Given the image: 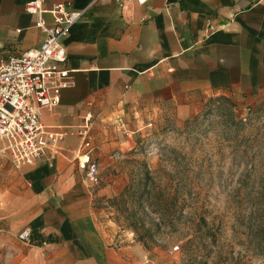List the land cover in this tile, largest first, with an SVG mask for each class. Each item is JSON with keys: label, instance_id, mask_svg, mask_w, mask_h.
<instances>
[{"label": "crops", "instance_id": "obj_1", "mask_svg": "<svg viewBox=\"0 0 264 264\" xmlns=\"http://www.w3.org/2000/svg\"><path fill=\"white\" fill-rule=\"evenodd\" d=\"M32 1L0 0V62L44 39L25 10ZM66 1L83 12L58 41L70 86L39 116L64 139L51 165L16 169L0 157V264H152L150 253L117 237L102 218L97 201L117 197L127 177L115 152L121 143L98 140L99 123L134 106L170 110L184 122L214 96L264 98V0ZM44 20L51 25L49 14ZM89 114L90 158L100 166L95 187L77 161L79 127ZM25 230L29 238L20 241Z\"/></svg>", "mask_w": 264, "mask_h": 264}, {"label": "rangeland", "instance_id": "obj_2", "mask_svg": "<svg viewBox=\"0 0 264 264\" xmlns=\"http://www.w3.org/2000/svg\"><path fill=\"white\" fill-rule=\"evenodd\" d=\"M99 124L98 140L121 143L126 185L145 166L162 191L153 210L136 212L151 229L144 244L125 214L97 201L117 237L142 246L152 264H264V98L214 96L184 122L134 106Z\"/></svg>", "mask_w": 264, "mask_h": 264}, {"label": "built area", "instance_id": "obj_3", "mask_svg": "<svg viewBox=\"0 0 264 264\" xmlns=\"http://www.w3.org/2000/svg\"><path fill=\"white\" fill-rule=\"evenodd\" d=\"M104 1L94 0L93 3ZM125 6L138 5L148 0H114ZM43 0H33L26 5V12L36 16V27L44 33L41 44L0 62V153L6 155L14 168L33 165L43 161L51 165L59 153L64 134L43 126L39 120L42 110H51L59 103V93L70 86L67 70L61 67L66 54L59 45V38L69 34L72 26L83 12L72 10L70 1H61L50 9L42 6ZM49 14L51 25L44 15ZM93 124V115L83 118L78 136L81 140L77 155L85 179L95 187L100 182V166L91 160L93 151L88 136ZM29 231L21 232L17 238L27 241ZM174 251L178 247L173 248Z\"/></svg>", "mask_w": 264, "mask_h": 264}, {"label": "trees", "instance_id": "obj_4", "mask_svg": "<svg viewBox=\"0 0 264 264\" xmlns=\"http://www.w3.org/2000/svg\"><path fill=\"white\" fill-rule=\"evenodd\" d=\"M149 170L143 166L138 174V177L133 184H128L124 187L123 191L113 199L108 200L110 204L115 205L118 211L125 214L127 226L136 236L138 241L143 244L144 239L151 238V229L145 228L144 223L139 217L137 218V211L144 208L147 204L152 210L156 206V200L161 196L162 191L157 188L152 182ZM132 189V191H131ZM133 207L129 211V207ZM261 231L264 232V225L261 226ZM140 232L141 234H139ZM264 255V250L261 251Z\"/></svg>", "mask_w": 264, "mask_h": 264}]
</instances>
